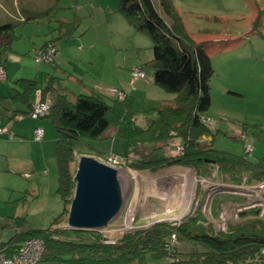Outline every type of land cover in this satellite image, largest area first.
I'll return each mask as SVG.
<instances>
[{
	"label": "trees",
	"instance_id": "trees-1",
	"mask_svg": "<svg viewBox=\"0 0 264 264\" xmlns=\"http://www.w3.org/2000/svg\"><path fill=\"white\" fill-rule=\"evenodd\" d=\"M159 1L169 21L161 16L153 0H117L116 7L135 32L152 41L154 57L148 65L154 71L155 85L176 95L173 100L162 101L147 112L155 116L146 127L137 123L141 113L135 107V98L124 92L123 98L101 91L72 95L61 87L55 76L48 78L44 89L38 88L36 80L19 79L15 82L14 99L28 108L23 116H30L35 103L32 97L37 92H41L43 100L49 98L52 101L49 114L41 119H49L58 133V195L66 208L46 229L22 231L26 219L17 218L18 232L8 242L0 243V251L9 257L25 240L41 239L45 251L40 264H149V257L163 259L166 264H264L261 208H247L253 202L239 195L228 201L235 202L243 210H236L235 221L225 222L227 230L219 232L213 224L207 226L208 218L201 211L190 213L177 222L160 220L149 226L146 222L135 221L132 229L121 233L112 242L101 230H76L64 226L76 186L74 165L81 155L92 156L91 146L84 140H124L127 144L125 154L101 151L94 154L96 158H105L109 154L123 156L125 166L134 171L156 172L162 168L183 166L194 169L203 178L213 165L226 183L236 187H251L264 181V159L253 163L247 154L218 151L213 140L204 139L209 135L214 138L211 126L202 120L204 116L210 117L211 81L216 74L207 52L210 42H197L189 34L173 0ZM55 8L56 5L46 10H23L22 25L45 21L50 28L52 37L41 48L74 37L80 28L79 18L71 21L57 19ZM255 8L257 14L249 35L264 38V10L258 5ZM53 22L57 24L56 28L52 26ZM20 26L16 22L0 23V66L4 69L3 57L13 52V44L20 39L17 33ZM232 42L218 41L217 45L223 47ZM141 69L144 71V67ZM173 140L180 141L184 147L181 155L155 156ZM149 145L154 148H148ZM199 187L200 196L202 186ZM225 204L226 200L220 195L214 196L209 207L210 218L220 221Z\"/></svg>",
	"mask_w": 264,
	"mask_h": 264
},
{
	"label": "rangeland",
	"instance_id": "rangeland-1",
	"mask_svg": "<svg viewBox=\"0 0 264 264\" xmlns=\"http://www.w3.org/2000/svg\"><path fill=\"white\" fill-rule=\"evenodd\" d=\"M98 1H96V4H98ZM259 1L227 0L226 3L225 0H201L200 2H204L205 5L195 6L193 8L194 13L192 14L184 12V9L178 8L176 4L175 7L180 12L184 25L192 37L197 42H210L207 52L216 68H220L221 61L226 54L220 50L217 42L249 34L252 29V20L254 21L257 14L255 6L258 5L264 10V0ZM7 2H17L23 8L29 4L34 8H44L49 6V4H51L50 7H55L56 5L55 16L59 18L62 16L71 17L78 12L77 10L82 12L86 9L84 3H88L89 5L92 3V0H60L58 2L57 0H3L0 1V23L5 22L4 7L5 5L7 6ZM153 2L161 16L169 21V18L160 6V1L153 0ZM252 9L255 12L254 17H251ZM19 24L22 26V23ZM21 26L18 29V33L24 27H27L26 32L30 34L25 45L29 47L28 50H31V55L28 58L23 57L27 60H32V63L35 65L50 67L47 64H38L36 62L37 53L33 47L35 44L38 45L37 48L39 49L43 40L51 39L52 36L50 35L48 25L42 23L26 24L23 28ZM52 26L56 28L57 24L53 22ZM262 30L264 32V27ZM138 37H141L139 38L140 41L136 43L139 50L131 51L128 49V51H122V54L133 59V63L140 58L144 71L147 73V78L144 81L150 83V92L147 93L144 90L146 87H141V84L138 83L137 88H141L143 91L133 95L136 100L135 107L141 113L137 117V123L142 127H146L153 116H155L147 112L156 108L161 101L173 100L176 95L155 85L154 71L148 65L154 57L153 43L146 35L141 34ZM132 38L134 39V36ZM254 39L264 45V38L261 36ZM15 45L19 44L16 43ZM8 63L11 64L10 60H8ZM100 64L102 63L100 62ZM109 66L112 65L107 64L105 69L101 67L99 70L100 72H105L107 78L110 77L108 74ZM227 79L225 73L219 72L217 75L215 74L211 81L212 105L208 114L214 121L211 124L214 138L211 135L205 138L208 141L213 140V146L216 150L236 155L247 154L245 143L246 140H249L253 143L254 150L250 154H247V158L250 162L257 163L264 159V90L262 93L256 89H250L247 92L244 88L242 89L244 93H239L228 89ZM128 82L129 79H126L124 83H117L116 87H110L107 91L110 92L112 88L120 90L121 84L129 86ZM45 120L50 125V129L56 138L53 141L54 146L52 150L46 152V160L52 170V175L50 178L46 177L42 180L37 177L36 179H39V182L35 185H28L27 183H21L16 176L5 173V189L0 187V223H5V229L2 230H5V233H9L12 229L14 232L17 230L16 224L19 218H25L27 222L26 227L21 228L22 231L46 229L52 225L54 220L66 208L64 200L58 195L59 172L56 159L58 133L50 120ZM242 134L247 138L240 140L239 136ZM84 142L91 146L90 153L92 154L96 151L108 153L113 150L125 154L127 151L126 142L119 138L102 141L84 140ZM177 144H180V141L173 140L165 149L164 154L166 156H175V146ZM148 148L153 149L154 145H149ZM35 151L38 155H43L44 153L41 148H37ZM41 163L43 168L44 161ZM77 163L74 165L75 169H77ZM124 168L126 170L119 169V179L124 195L122 211L108 227L101 229L102 234L110 242L117 240L121 233L132 229L135 221L146 222L149 226L160 220L177 222L195 211H201L208 218L207 226L213 224V228L217 232L224 231L227 230L225 222L235 221L234 213L236 210L241 209L239 205L228 201V199L240 196L247 200H258L256 197L249 198L247 195L242 196L240 193L245 194L247 191L240 190V193L236 191V186L226 183L218 174V168L213 165L209 168L210 172L208 176H204L203 178H200L192 168H187L186 172L181 175H176L177 173L174 175L171 171L137 172L127 169L126 166ZM199 184L202 186L200 196L197 190L200 188ZM132 188H134L133 195ZM216 195H220L222 199L226 200L225 209L221 214L220 221H214L209 215L211 200ZM169 198H173V200L171 201ZM233 204L236 206H233ZM141 216L144 219H141ZM148 263L166 264L165 260L154 259L152 257L148 258Z\"/></svg>",
	"mask_w": 264,
	"mask_h": 264
},
{
	"label": "crops",
	"instance_id": "crops-1",
	"mask_svg": "<svg viewBox=\"0 0 264 264\" xmlns=\"http://www.w3.org/2000/svg\"><path fill=\"white\" fill-rule=\"evenodd\" d=\"M96 1L98 0H92V3L89 5L88 3H84L86 9L82 12L77 10L78 12L71 16L73 18L69 16L57 17V19L62 21H71L79 18L81 23L74 37L61 39L56 42L57 54L54 63L49 65L50 67L35 65L32 63V60L30 61L25 58L31 55V50H28L29 47L25 45L30 34L26 32L27 27H24V25L21 26L24 28L20 33L17 31L20 39L13 44V52L4 55L3 61L6 69V77L4 80H0V129H5L3 133H0L1 188L5 189V173L16 176L21 183H27L28 185H35L39 182V179L50 178L52 175V170L46 160V152L52 150L54 146L53 141L56 139L55 135L45 120L47 118L34 120L30 116H23L22 113L26 112L28 108L23 104L17 103L14 99L16 93L13 88L16 87L15 82L17 80H36L38 88L44 89L48 78L55 76L59 79L61 87L66 89L68 93L80 95L89 94L93 91H101L109 94L107 89L116 87L117 83H124V80L129 79L128 83L131 87L121 84L120 90L122 92L131 96L136 93L139 94L143 89L137 88L138 83L141 84V87H146L144 90L147 93L150 92V83L144 81L147 78L145 71L144 79H133L132 76V71L143 67L140 58L133 63V59L122 54V51H128V49L131 51L139 50L136 43L140 41L139 38L141 37L138 36L141 34L135 32L126 19L116 11L117 1L99 0L98 4H96ZM200 1L173 0L178 8H183V11L188 14L194 13L193 8L195 6L205 5L204 2ZM50 5L44 8H34L29 4L23 8L17 2H7V6L5 5L4 7V23H22L24 21L23 10H46L50 8ZM254 15L255 12L253 10L251 17H254ZM42 23L46 22L40 21L33 24ZM133 36L134 39L132 38ZM257 37L258 35L256 34H244L236 38L231 37L228 41L235 42L220 47V50L226 56L221 61L220 68H216L214 64L213 66L216 75L219 72L227 75L228 89L239 93H244L242 90L244 88L247 92L250 89H256L262 93L264 90V45L254 39ZM46 40L41 42L39 49L37 48L38 45H33L36 53H38ZM16 43L19 45H15ZM8 60H10L11 64L8 63ZM107 64L112 65L108 69L109 78H107L105 72L99 71L101 67L105 69ZM36 100L37 94H34L32 101L35 102ZM37 127H41L45 131V139L41 142L35 140V129ZM37 148H41L44 151L43 155L36 153L35 150ZM164 151L156 153L155 156H166ZM111 152L115 151L113 150ZM49 155L51 156V154ZM92 156L96 157L95 154H92ZM42 161H44L43 168L42 163L40 164ZM187 168L190 167L172 166L162 168L156 172L171 171L174 175L175 173H177L176 175H181L186 172ZM122 169L126 170L124 167ZM37 177L39 178L38 180L36 179ZM133 194L134 188H132ZM173 198L169 199L172 201ZM141 218L143 217L141 216ZM3 229H5V223H0V231ZM5 232L4 230L0 233V243L8 242L18 231L16 230L14 232L12 229L9 233Z\"/></svg>",
	"mask_w": 264,
	"mask_h": 264
},
{
	"label": "water",
	"instance_id": "water-1",
	"mask_svg": "<svg viewBox=\"0 0 264 264\" xmlns=\"http://www.w3.org/2000/svg\"><path fill=\"white\" fill-rule=\"evenodd\" d=\"M75 181L66 227L89 231L108 227L124 204L118 169L96 157L81 155Z\"/></svg>",
	"mask_w": 264,
	"mask_h": 264
},
{
	"label": "built area",
	"instance_id": "built-area-1",
	"mask_svg": "<svg viewBox=\"0 0 264 264\" xmlns=\"http://www.w3.org/2000/svg\"><path fill=\"white\" fill-rule=\"evenodd\" d=\"M57 54L56 47L53 45H48L45 48H40L38 53L36 54V62L38 64H52L54 63L55 56ZM6 76V72L4 67L0 66V80H4ZM133 79H144L145 72L139 68L132 71ZM110 93L118 98H123L124 93L117 88H112ZM52 101L51 99L43 100L41 92H37V100L33 104L32 111L30 117L34 120L41 119L49 114L51 109ZM203 122L207 124L214 123V121L207 116L202 117ZM5 129H0V133H3ZM45 132L41 127H37L35 129V140L42 141L44 139ZM247 137L240 135L239 139L244 140ZM246 153L250 154L253 150V143L249 140H246ZM175 151L177 155H181L184 151V147L180 144L175 146ZM100 161L106 163L116 169H122L126 164V159L123 156L116 154H109L105 158H99ZM239 193L240 190H246L247 192L242 196L247 195L249 198H258L257 201L251 200L253 203L249 207H259L261 208V216L264 218V181L255 185V186H240L236 187ZM234 191V190H233ZM235 192V191H234ZM232 193V192H231ZM236 194V193H233ZM243 209L237 210L238 212ZM175 240H173L174 242ZM45 251L44 241L41 239H27L23 242L19 250L11 257H9L4 251H0V264H40L41 259L43 257Z\"/></svg>",
	"mask_w": 264,
	"mask_h": 264
},
{
	"label": "clouds",
	"instance_id": "clouds-1",
	"mask_svg": "<svg viewBox=\"0 0 264 264\" xmlns=\"http://www.w3.org/2000/svg\"><path fill=\"white\" fill-rule=\"evenodd\" d=\"M97 159H99V158H97Z\"/></svg>",
	"mask_w": 264,
	"mask_h": 264
}]
</instances>
